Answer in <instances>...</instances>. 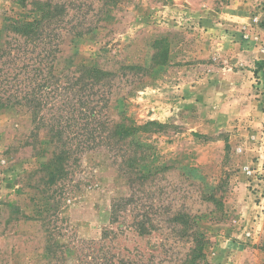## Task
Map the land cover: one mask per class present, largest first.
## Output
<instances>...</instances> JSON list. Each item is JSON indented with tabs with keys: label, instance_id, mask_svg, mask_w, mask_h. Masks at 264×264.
Returning <instances> with one entry per match:
<instances>
[{
	"label": "rangeland",
	"instance_id": "374dc122",
	"mask_svg": "<svg viewBox=\"0 0 264 264\" xmlns=\"http://www.w3.org/2000/svg\"><path fill=\"white\" fill-rule=\"evenodd\" d=\"M40 6L55 74L105 72L85 86L97 131L13 102L37 47L7 19ZM8 96L0 264H264V0H0Z\"/></svg>",
	"mask_w": 264,
	"mask_h": 264
},
{
	"label": "trees",
	"instance_id": "16d2710c",
	"mask_svg": "<svg viewBox=\"0 0 264 264\" xmlns=\"http://www.w3.org/2000/svg\"><path fill=\"white\" fill-rule=\"evenodd\" d=\"M41 7L40 9L38 8L40 11L32 19H7L8 23L5 30L25 40H36L32 49L38 48H36L34 55L33 67L28 68L29 63H25L20 68L23 74L18 78L16 99L13 102L25 107V112L29 114L32 121L36 120L39 115L38 118L43 124H45L48 117H46L45 112L40 113V108L57 104L56 109H61V112L60 114L51 113L52 118H56L59 121L60 116L65 117L69 124V121L75 119L74 117L77 115V117H80L79 120L82 121L81 129L83 131H97L99 125H96V122H98L100 117L99 111L95 110L96 104L92 103L93 99L90 98L92 94L86 91L85 86L88 82L92 85L97 83L105 72L96 67L82 66L81 68L73 69L74 72L80 69V75L70 79L64 76V81L61 80L63 76L59 77V75L55 74L53 61L60 48L57 43H52L50 33L44 29L43 23L49 20L51 14H49L48 8ZM32 49L29 50L30 53ZM30 72H32V75H29ZM82 78H85L86 81L82 82ZM3 101L0 106L7 107L14 104L10 103L9 96ZM49 103L51 105H48ZM65 108L67 110L66 113H69L68 116L67 114L62 115ZM112 135L123 139L128 136V129L117 125ZM201 237L194 239L196 244L192 252L193 254L195 253L193 257L196 259L204 256L201 248Z\"/></svg>",
	"mask_w": 264,
	"mask_h": 264
}]
</instances>
